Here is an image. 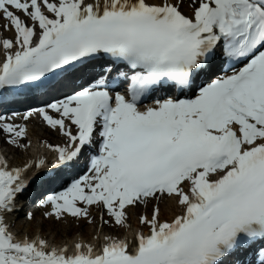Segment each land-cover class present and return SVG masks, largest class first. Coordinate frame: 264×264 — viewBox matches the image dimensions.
Instances as JSON below:
<instances>
[{
	"label": "snow or ice",
	"instance_id": "6c2138e0",
	"mask_svg": "<svg viewBox=\"0 0 264 264\" xmlns=\"http://www.w3.org/2000/svg\"><path fill=\"white\" fill-rule=\"evenodd\" d=\"M183 6L184 0H0V89L70 69L72 76L91 73L88 86L43 102L23 116L25 123L0 115V130L18 148L29 146L22 143L26 122L42 117L63 138L49 145L61 171L92 150L98 133L87 173L42 199L51 208L44 216L92 223L95 206L107 214L103 224L123 228L130 227V208L156 202L150 215L138 217L148 234L138 231L131 241L78 240L70 253L40 235L19 239L7 217L40 179L34 170L47 163L10 166L0 154V264H224L264 241V0H190L188 13ZM221 55L247 62L210 79ZM201 75L210 82L197 84ZM124 81L130 83L116 90ZM173 87L192 95L140 107L149 93ZM165 199L179 208L170 220L161 219ZM260 255L264 264V247Z\"/></svg>",
	"mask_w": 264,
	"mask_h": 264
},
{
	"label": "bare ground",
	"instance_id": "6f19581e",
	"mask_svg": "<svg viewBox=\"0 0 264 264\" xmlns=\"http://www.w3.org/2000/svg\"><path fill=\"white\" fill-rule=\"evenodd\" d=\"M190 0H184V6L182 8V11L185 13H188L190 11L188 4ZM4 21L0 20V23H3ZM4 36H11V32H4ZM0 59H2V56H0ZM224 73H219L215 75L214 77L218 75H223ZM113 76L115 73L112 74ZM24 115H20L19 117H12L13 120L11 122H14L16 124H22L25 123V121L22 119ZM11 117V116H9ZM27 130L28 135L26 138L22 140V143L29 144L30 148H18L15 145H11L7 142V135L1 136L0 135V154H2L6 160H8L10 166H22L23 163L27 161H32L38 156H42V154L46 152L54 153L52 148L49 147V145H55L57 143H54V141L48 139L46 135L41 134L39 132L41 129H43L42 125L43 122H38L34 116H32L27 122ZM40 123V124H39ZM36 125H39L40 127H37ZM53 136H56L55 133H51ZM63 141L60 143L62 144ZM6 145V147H4ZM24 203L23 199L16 200L17 208L16 211H14L12 214H10L7 217L8 222L11 224L10 230L17 236V238L22 239L25 236L28 238H33L36 235H40L41 237L48 240L49 244L54 247H62L67 245L69 252H73L74 249V243L76 241H82L84 243H92L94 245H101L104 240L103 237L105 235H111L115 236L117 238H125L127 237L130 241L134 240V234L138 231H142L145 234H148V229L139 224V215L142 214H148L150 215L152 208L155 206L156 202H151L145 208V206L140 205L136 207L135 209H129L130 217L128 224L130 227H119L115 226L114 224L110 223L108 225L103 224L100 220L95 222L96 214L93 208L90 209L91 217L94 218L92 224L88 223L85 219L77 220L79 224H83L84 226L80 230H73L71 227H74V225H68L71 222H75V218L67 217L66 219H62L60 221H56L54 218L49 217L47 220L49 221L48 224H54L58 225V227H52L50 225L48 226H42L41 223H39V220L37 217L33 216L32 220H28L27 218V212H24L29 205H22ZM159 207L161 209V219H172L173 216L179 211L178 206L175 204L174 201H168L167 199L159 202ZM33 210H30L29 212H32ZM34 213V212H33ZM104 218L107 219V214H103ZM45 223V222H44ZM78 225V224H77ZM95 225V226H94ZM53 228H56L57 231L55 233L48 234L47 230H52ZM63 229V234L59 235L58 230ZM240 264H251L249 261H241Z\"/></svg>",
	"mask_w": 264,
	"mask_h": 264
},
{
	"label": "rangeland",
	"instance_id": "374dc122",
	"mask_svg": "<svg viewBox=\"0 0 264 264\" xmlns=\"http://www.w3.org/2000/svg\"><path fill=\"white\" fill-rule=\"evenodd\" d=\"M37 127H40L39 125H36ZM42 127H43V129H41L39 132H41V134H43V135H46V137H48V139H50V140H52V141H54V143H60L61 141H63V138L55 131V130H52V129H50L49 128V126H47V125H42ZM51 133H55V135L56 136H53ZM0 134H2L3 136H5V135H7L6 133H4V132H0ZM29 145V144H28ZM4 147H6V145L4 146ZM27 148H30V145L27 147ZM92 209V208H91ZM93 210L95 211V213L96 214H98V215H96V217H95V222H93V223H97V221L98 220H100L101 221V219H100V217H101V215L102 214H104V212L102 211V209H100V208H97V207H94L93 208ZM45 211H51V208L49 207V206H47V207H45V208H43L40 212H38V213H35L33 216H35V217H37L38 218V220H39V223H41L42 224V226H48V225H50V224H48L49 223V221L47 220L49 217H45L44 216V212ZM24 212H27V210H25ZM106 214V213H105ZM94 218H92V220H93ZM45 222V223H44ZM102 222V221H101ZM78 224V225H77ZM90 224H92V223H90ZM68 225H74L75 226V228L74 227H71V229H73V230H80V229H82V227L84 226L83 224H79L78 223V221H76V219H75V222L73 221V222H71L70 224H68ZM50 226H54V227H58L59 228V226L58 225H54V224H51ZM95 226V225H94ZM55 231H57L56 230V228H53L51 231L50 230H47L46 232L48 233V234H51L52 232L53 233H55ZM64 232H63V229H59L58 230V234L59 235H62Z\"/></svg>",
	"mask_w": 264,
	"mask_h": 264
}]
</instances>
